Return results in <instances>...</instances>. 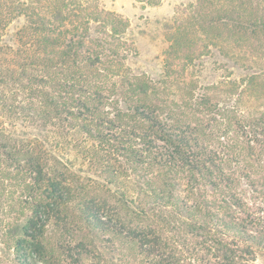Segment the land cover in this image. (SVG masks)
I'll list each match as a JSON object with an SVG mask.
<instances>
[{
    "label": "trees",
    "instance_id": "16d2710c",
    "mask_svg": "<svg viewBox=\"0 0 264 264\" xmlns=\"http://www.w3.org/2000/svg\"><path fill=\"white\" fill-rule=\"evenodd\" d=\"M248 1L178 9L154 78L100 0H0V30L26 20L0 41V264H254L264 0ZM209 42L251 72L203 82Z\"/></svg>",
    "mask_w": 264,
    "mask_h": 264
},
{
    "label": "rangeland",
    "instance_id": "374dc122",
    "mask_svg": "<svg viewBox=\"0 0 264 264\" xmlns=\"http://www.w3.org/2000/svg\"><path fill=\"white\" fill-rule=\"evenodd\" d=\"M197 0H160L156 5L150 4L145 0H100L101 6L107 10L115 11L130 21L128 37L131 38L137 47V55L130 60L131 67L136 71H144L150 76L157 78L163 72V62L165 50L169 48L170 40L168 34L174 27L175 16L178 9L184 8L190 2L196 4ZM263 2L262 0L259 3ZM214 5L217 9L242 11L249 7L248 0H208L206 6ZM2 10V8H0ZM25 17H17L5 29L0 30V41L14 45V34L25 23ZM194 34L191 37L202 43L208 41L205 38L207 24L204 23L202 29H193ZM210 38V37H209ZM228 42V41H227ZM209 54L202 57L200 63L205 64L204 71L199 74L203 82L208 83L221 78L224 75H230L232 78H240L242 74L251 72L241 67L240 61L229 59L219 54L218 48L209 42ZM204 46V45H203ZM254 48L253 46H248ZM252 53L250 48L243 49ZM260 59L259 56H254ZM218 63L224 66L229 65V69L217 70ZM226 64V65H225ZM228 68V66H227ZM226 70V71H225ZM4 257V256H3ZM10 254L5 258L7 260L2 264H15ZM9 259V261H8ZM254 264H264V250H259L257 260Z\"/></svg>",
    "mask_w": 264,
    "mask_h": 264
}]
</instances>
